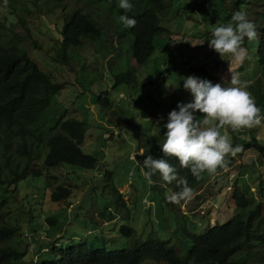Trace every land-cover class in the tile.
Listing matches in <instances>:
<instances>
[{"label":"rangeland","instance_id":"rangeland-1","mask_svg":"<svg viewBox=\"0 0 264 264\" xmlns=\"http://www.w3.org/2000/svg\"><path fill=\"white\" fill-rule=\"evenodd\" d=\"M33 1L7 0L5 5V0H0V3L8 9H14V12L11 11L14 13L13 17L7 21L14 23L15 31L23 34L15 15L25 19L31 38L40 45V50H31L30 46L25 44L28 56L41 71L49 74L54 82L63 87L56 95L58 106L55 110H65L69 118L81 120L89 126L80 148L83 153L95 157L97 163L93 169L64 165L58 169L44 171L40 177L29 175L18 182L15 189L10 188L4 206L5 219L13 226L19 227L22 248L27 251L29 248L26 261L34 264L35 253L36 260H45L52 246L65 249L86 243L91 250L126 249L129 247V241L122 236V226L132 227L137 235L146 236L152 232L155 238L168 242L183 256L187 252V246L179 242L181 229L184 227L190 234L200 235L208 227L221 226L228 222L234 216L232 192L235 185L250 186L251 183L260 182V178L263 187L260 194L264 196V158L253 148H241L234 157L229 156V166L226 170L198 189L191 201H181L179 204L150 200L149 183L138 157L141 151L139 147L144 149L142 144L145 138L156 134L159 126L167 123L171 111H179L178 104L190 103L192 100L190 93L183 90L182 79L187 78L185 68L177 78V85L173 86L169 82L173 72H169L167 67H162L166 60L174 61V58L179 56L182 44L187 46L185 56L190 50L196 49L195 53H190L191 63L213 67V84L223 82L228 86L229 71L238 72L242 80L250 83L258 77L260 67L256 57L257 40L249 42L245 38L243 47L247 49L251 59L245 60L243 64H234L227 56L220 58L219 54L209 47L208 40L211 39L213 28L231 22L230 18L229 21L225 20L231 8V0H224L223 4L220 3L221 0H189L193 9L186 10L183 8V0H171L174 14L162 25L167 31L155 39L154 54L147 64L141 68L135 67L136 84L130 87H114L111 72L104 67L110 65L115 69L117 58L125 54L124 47L120 51L118 48L114 49L110 55L99 54L94 61L92 56L96 53L92 46L87 44L85 52L84 46L81 49L83 60L73 61L70 67L58 64L50 57L59 48L60 31L65 19L74 11L79 10L94 20L98 19L99 28L105 32L108 41L105 47L110 43L116 45V40L119 39L114 27L120 25L119 29H122L124 26L118 18L107 14V10L101 11V8L96 6V0H64L59 8L55 2L45 0L40 2L41 14L34 8ZM62 6L65 8L62 9ZM47 7H54L52 14L46 12ZM244 11L259 33L261 22H257L255 14L249 9ZM2 12L0 5V15ZM1 19L3 20V17ZM86 54L89 55L88 58ZM129 62L134 66L131 59ZM83 64L84 73L95 69L101 75L100 80L87 91L77 84V78L83 75ZM167 66L178 68V65L172 63ZM103 92L112 104L110 110H102L96 103V97ZM222 134L228 135L231 141L234 136L246 143L254 137L257 143L264 145V121L252 129L233 130L225 127ZM133 154H137L136 160L132 159ZM42 168L43 159L41 163L30 167L31 170ZM106 174H109L110 181L105 179ZM48 175L57 178L50 180V189L54 190L58 186L70 189L71 194L67 199L57 203L49 200L46 180ZM114 189L121 193L126 206L116 203ZM170 192L169 189L166 190L167 197ZM257 192L255 187L252 188V194L248 198L253 196L261 208H264V201H260ZM169 208L174 209L175 215ZM45 215L54 216L58 223L44 228ZM35 230L42 236V240L36 239V233L32 236ZM22 231L33 239L27 241ZM34 240L37 241L34 243ZM263 251L259 248L251 249L248 252V264H264V258L258 254ZM142 264L157 263L146 261Z\"/></svg>","mask_w":264,"mask_h":264},{"label":"trees","instance_id":"trees-1","mask_svg":"<svg viewBox=\"0 0 264 264\" xmlns=\"http://www.w3.org/2000/svg\"><path fill=\"white\" fill-rule=\"evenodd\" d=\"M42 1L45 0L33 1L34 8L39 14L42 12L40 6ZM50 1L55 2L57 8L64 2V0ZM130 2L133 4V10L124 13L118 6V0H96V6H99L101 11L107 10L110 16L118 18L120 15H127L136 20L135 27L131 29L125 27L119 29L120 25H115V33L119 39L116 40V45L110 43L107 47L105 45L108 41L105 38V32L99 28L98 19L94 20L90 15L79 10L71 13L62 26L58 50L50 55L52 60L70 67L73 61L83 60L81 49L84 46L85 52L87 44L91 45L96 53L92 56L94 61L99 54L110 55L113 54L114 49L118 48L120 51L124 47L125 54L117 58L118 63L115 69L110 65L106 67L103 64V66L111 72L114 87L135 85L136 69L131 66L129 60H134L137 68L147 64L154 54L155 39L167 31V28L162 25L174 14L172 11L174 5L171 0H130ZM223 2L224 0H221L220 3ZM0 5L3 8L0 15L1 18L3 17V22L0 23V264H31L25 259L29 255V248L28 251L22 248L19 227L13 226L5 219L4 206L10 188L15 189L18 182L29 175L40 177L44 171L58 169L64 165L93 169L97 159L83 153L80 148L89 126L81 120L69 118L65 110H55L58 106L55 101L56 95L63 87L54 82L49 74L41 71L28 56L25 44H28L31 50H40V45L31 38L25 19L15 15L23 34L15 31L14 23L7 21L13 17L14 9H8L3 3ZM184 5L185 9L190 8L188 2L184 1ZM52 8L47 7L46 10H52ZM245 9L252 11L257 22H261L256 50L257 63L260 67L259 75L250 83L247 90L255 98L256 105L264 116V0H231V9L225 20L229 21L228 18L231 20L235 12ZM88 56L86 54V58ZM174 61L169 62L174 64ZM81 67L83 75L77 78V84L87 91L90 86L100 80L101 75L95 69L84 73V64ZM162 67H167L165 62ZM185 73L188 77H197L211 83L213 81L205 68L185 67ZM181 74V70L176 74L174 72L169 80L170 84L175 86L177 76ZM96 103L102 110H110L112 106L104 92L96 97ZM194 115L198 120L203 118L200 113H194ZM165 124L163 123L162 127L159 126L161 130L158 129L156 134L145 138L142 144L145 154L138 155L141 164L143 166L144 160L149 155L153 159H165L176 168L179 176L187 178L188 185L196 193L209 180L217 178L223 170L214 176L205 174L202 179L197 180L188 169H181L176 159L165 157L160 147L165 139ZM231 138L233 145L246 150L253 148L261 158H264V145L257 143L254 137L248 143L234 136ZM42 159L44 168L30 169L31 165L41 163ZM144 170L148 171L146 168ZM104 176L107 181H110L109 174ZM53 179L57 178L53 175L46 177L49 200L57 203L67 199L71 194L70 189L64 186L50 189V180ZM151 179L153 183L149 184L148 188L151 201L155 199L154 201L163 200L171 203L165 194L166 190L169 189L171 192L181 190L175 182L165 185L158 173ZM258 181L260 182L251 183L250 186L246 184L242 187L234 186L232 192L234 216L225 224L208 227L200 235L190 234L183 227L179 241L187 246V252L183 256H180L168 242L155 238L152 232L147 233L146 236L137 235L132 227L122 226L120 229L122 236L129 241V247L126 249L91 250L86 243H79L65 249L52 246L45 260H36L35 253L34 264H142L146 261L157 264H248L250 261L248 252L251 249L264 250V208H261L260 203L253 196L251 199L248 198L252 194V188L255 187L260 201H264V196L260 194L263 190L260 178ZM113 191L116 195V203L126 206L121 193L116 189ZM43 222L44 228H47L56 225L58 220L52 215H45ZM22 232L25 233L27 241L32 240L35 233L37 240L42 238L37 230L32 232L31 238L26 232ZM258 254L264 258V251Z\"/></svg>","mask_w":264,"mask_h":264},{"label":"clouds","instance_id":"clouds-1","mask_svg":"<svg viewBox=\"0 0 264 264\" xmlns=\"http://www.w3.org/2000/svg\"><path fill=\"white\" fill-rule=\"evenodd\" d=\"M183 1L189 3V0ZM6 4L7 0H5ZM118 6L124 13L133 10L130 0H118ZM52 10H46V12L52 14ZM118 20L128 29L136 25V20L127 15H120ZM2 22L3 20L0 21ZM245 38L249 42L257 40L258 32L255 24L247 19L246 12L241 10L232 15L231 22L214 27L208 43L220 58L227 56L232 63L243 64L245 60L251 59L247 49L243 47ZM180 49L182 51L174 61V65H178V68H169L167 64L170 62L165 61L169 72L176 74L185 67L197 66L189 60L190 53H195L196 49L190 50L187 56L184 55L187 46L182 44ZM132 61L133 67L137 68L135 61ZM197 67L205 68L212 79L214 78L211 74L212 66ZM229 73L228 86H225L223 82L213 84L193 76L183 78V90L190 93L192 100L190 103L178 104L179 111H171L164 125L165 139L160 145L163 155L176 159L180 168L188 169L197 180L202 179L205 174L214 176L220 170H226L229 164L228 157H234L242 150L240 146H233L230 137L222 134V129L226 126L233 130L252 129L264 121L255 98L247 90L250 82L242 80L238 72L229 71ZM196 112L202 114L203 118L198 120L194 115ZM140 150L139 155L143 156L145 151L142 148ZM136 155L133 154V160H136ZM143 166L148 169L144 176L149 184L153 183L151 177L158 173L165 185L175 182L180 187V191L170 192L167 197L169 202L179 204L181 201H191L194 198V189L188 185L187 178L179 176L176 168L165 159H153L149 155L144 160Z\"/></svg>","mask_w":264,"mask_h":264}]
</instances>
